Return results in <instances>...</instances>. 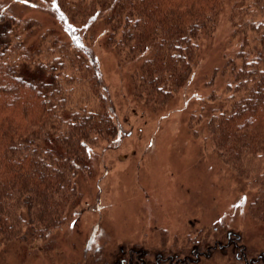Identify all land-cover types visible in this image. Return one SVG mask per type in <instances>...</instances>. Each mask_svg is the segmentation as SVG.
<instances>
[{
	"label": "trees",
	"instance_id": "trees-1",
	"mask_svg": "<svg viewBox=\"0 0 264 264\" xmlns=\"http://www.w3.org/2000/svg\"><path fill=\"white\" fill-rule=\"evenodd\" d=\"M223 14L230 96L205 129L263 223L264 0H0V264L74 225L93 149L121 131L94 43L129 68L131 99L152 106L185 85Z\"/></svg>",
	"mask_w": 264,
	"mask_h": 264
},
{
	"label": "rangeland",
	"instance_id": "rangeland-1",
	"mask_svg": "<svg viewBox=\"0 0 264 264\" xmlns=\"http://www.w3.org/2000/svg\"><path fill=\"white\" fill-rule=\"evenodd\" d=\"M226 16L201 46L204 59L185 85L152 106L131 99L129 68L94 43L121 131L93 149L94 175L83 179L74 225L58 232L50 249L38 241L40 254L7 255L6 264H126L132 257L144 264L165 258L162 264H179L178 258L185 264H264V222L249 215L247 188L205 129L210 107L224 102L226 109L230 96L223 89L232 76L225 60L233 54ZM82 94L79 86L72 98Z\"/></svg>",
	"mask_w": 264,
	"mask_h": 264
}]
</instances>
